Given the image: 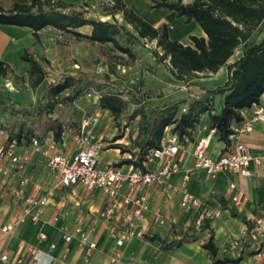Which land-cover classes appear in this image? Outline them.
I'll return each mask as SVG.
<instances>
[{
  "label": "crops",
  "instance_id": "crops-1",
  "mask_svg": "<svg viewBox=\"0 0 264 264\" xmlns=\"http://www.w3.org/2000/svg\"><path fill=\"white\" fill-rule=\"evenodd\" d=\"M28 1L0 0V10H7L15 3ZM60 1L67 6L66 9L80 8L90 2V0ZM122 1L155 27L170 25L185 45L194 44L191 35L207 38L204 30L194 20L180 16L177 11L167 6H154L156 0ZM182 2L188 4L193 0H182ZM28 29L32 30L27 26L0 24L1 60L6 62L5 55L9 51L10 44L9 33ZM77 30L90 34L92 26L86 24L78 27ZM263 38L264 21L257 32L239 46L244 48L249 42L247 47L242 49L241 54ZM232 57L216 73L226 66L228 76V64L238 58L232 60ZM260 104L264 105V94L260 98ZM74 110L75 116L79 115L80 110L77 105ZM252 111L253 106L242 110L243 120L249 118ZM85 116L90 118L98 116V122L93 124V127L97 137L105 142L100 154L101 165L115 164L131 157V152H122L118 147H111L110 141L105 139L108 136L114 138L116 135L115 122L112 113L100 106L91 110L88 115H83L82 118H75L78 125L72 123L67 127L60 119L65 125V131L63 141L57 143L65 155L72 157L76 153L78 149L76 133ZM210 131H213V136L208 150L214 157L235 142L230 140L227 144L222 140L218 130L211 127L209 115L204 114L193 130L192 138L181 141L178 158L183 164L194 167L195 159L192 156L194 145ZM166 132L171 133L172 126H169ZM238 139L246 143L253 154L263 157L261 163L250 164L252 175L245 176L232 169L211 175L203 169L194 168L186 183L183 173H177L168 185L153 184L140 188L137 194L147 195L149 209L139 221L135 235L127 238L123 244L118 243V237L124 235L129 228L132 204L119 207L112 219L105 218L102 211L107 196L102 189L89 190L82 184H63L59 175L49 169L48 158L42 152L33 150L31 142H17V153H29L30 159L22 170L7 161L6 171L0 172V264H213L208 250L202 246L209 240L212 231L215 234L219 257L235 256L239 250L228 248V241L231 237L244 238L247 230L244 220L234 213L243 214L253 222L259 217L264 218V121H257L251 131L240 133ZM12 140L9 133L2 135L0 145L8 144ZM53 140V133L49 132L42 143L47 144ZM115 143L131 146L123 138L116 141L112 139L111 144ZM144 165L146 169H150L159 166L160 162L148 160ZM132 166L136 167L134 164L120 165L125 171ZM183 187H187L191 193L199 197L204 206L212 211L220 210L221 214L202 218V208L184 209L181 206ZM125 190L126 187L119 196L120 200ZM234 195H239L240 203L233 201ZM29 196L47 197V203L43 206L44 221L35 223L30 215L25 213ZM157 214L165 218L164 224L156 222ZM22 216L24 220L19 222L12 232L7 233L3 230L4 225ZM76 224L92 227L91 239L97 242V249L92 256H87L85 248L80 245L78 239L65 241L61 229ZM41 232L47 237L42 238ZM152 235L160 236L166 240V243L151 241L148 237ZM53 244L55 247L52 246ZM3 255H7L8 258L4 259ZM115 257L120 260L113 263L112 259ZM18 258L22 259L21 263L16 261ZM227 264H264V245L261 253L251 255L246 250L240 262Z\"/></svg>",
  "mask_w": 264,
  "mask_h": 264
},
{
  "label": "trees",
  "instance_id": "trees-1",
  "mask_svg": "<svg viewBox=\"0 0 264 264\" xmlns=\"http://www.w3.org/2000/svg\"><path fill=\"white\" fill-rule=\"evenodd\" d=\"M154 6H167L194 20L207 35H191L193 45L184 44L176 30L170 25L159 27L147 22L144 18L128 8L122 0H113L110 13H121L124 23L118 20H98L87 17L83 10L66 11V5L60 0L53 4L52 0H29L25 3H15L10 9L0 10V24L27 26L38 37L39 31L47 26L71 32L77 38H87L92 41L112 42L124 52H131L129 47L120 44L118 35L129 32L127 24H131L138 35L149 40H156L161 50H156L161 61L169 59V67L176 78L187 85H194L189 76L199 73H216L235 54L236 49L248 41L264 21V0H193L185 4L182 0H156ZM48 7V9H46ZM90 24L92 32L82 33L78 27ZM22 58L29 63V76L32 86L40 88L43 105L37 111H26L14 102L0 96V104L9 107L14 113L24 116L37 117V126H31L27 121L18 119L7 129L11 138L18 143H30L33 137L41 142L49 132L57 142L63 141L64 123L53 115L57 104L56 96L65 90L70 92L62 96L64 103L76 108L74 101L83 96L89 89H96L99 83L107 90L101 91L99 105L108 109L115 125L123 128L125 120L141 116L138 135L131 146L115 143L122 152H131V157L123 159L116 165L134 164L146 169L144 162L148 161L150 150L159 147L167 127L172 126V132L179 135L180 141L192 138L200 118L208 114L211 127L216 128L220 138L230 143L233 132L232 123L243 120L242 110L260 103L264 94V38L249 46L232 63L228 64V76L225 82L214 88L206 87L199 95H187L171 102L152 105L134 89L123 87L114 79L87 71L77 73L62 72L53 82L46 79V70L32 55L25 52ZM9 73V65L0 59V78ZM132 96L138 101V106L130 111L125 98ZM218 99V103H216ZM184 104V107L181 105ZM16 126L18 129L15 130ZM122 133L114 136L113 141L122 138ZM246 223L250 242L243 243L239 253L232 257H219L215 234L212 231L207 242L202 246L208 250L213 264L238 263L249 254H257L264 245V236L257 237L253 233L254 222L238 212ZM151 241L162 244L166 240L158 235L148 237Z\"/></svg>",
  "mask_w": 264,
  "mask_h": 264
},
{
  "label": "rangeland",
  "instance_id": "rangeland-1",
  "mask_svg": "<svg viewBox=\"0 0 264 264\" xmlns=\"http://www.w3.org/2000/svg\"><path fill=\"white\" fill-rule=\"evenodd\" d=\"M113 2L107 0H90L85 6L71 10H83L85 15L98 20L124 23L120 13H110ZM48 9V7H46ZM129 32H122L117 37L124 47H129L131 52H124L112 42L92 41L87 38H77L73 33L47 26L39 31V36L33 35L32 30L18 33H9V51L6 53V63L9 73L0 78V96L14 102L26 111H37L43 105L40 97V88L32 86L29 76V63L22 58L27 52L34 56L46 70V79L50 82L57 80L62 72L77 73L87 71L91 74L114 79L123 87L134 89L152 105L171 102L187 95H199L206 87L221 85L227 77L226 66L219 73H199L189 76L194 85H187L183 80L175 77L169 67V59L161 61L156 50V40L142 38L131 24H127ZM27 29V28H25ZM8 36V34H7ZM243 47V46H242ZM242 47H239L232 60L240 56ZM107 90L106 86L99 83L96 89H89L74 103L80 110L76 114L72 105L63 102L62 96L70 92L65 90L55 97L57 104L53 115L66 123L78 125L75 118L88 115L91 110L98 108L101 91ZM128 109L133 111L138 106V101L132 96H125ZM218 103V99H216ZM184 107V104L181 105ZM78 115V116H77ZM23 119L31 126H37L38 119L33 116H22L14 113L9 107L0 104V126L9 129L15 121ZM109 119V114L108 118ZM144 118L137 116L125 120L123 128L114 124L115 134L122 133L123 139L133 145L139 131V123ZM78 127V126H77ZM18 129L16 126L15 130ZM111 141L113 137L105 138Z\"/></svg>",
  "mask_w": 264,
  "mask_h": 264
},
{
  "label": "built area",
  "instance_id": "built-area-1",
  "mask_svg": "<svg viewBox=\"0 0 264 264\" xmlns=\"http://www.w3.org/2000/svg\"><path fill=\"white\" fill-rule=\"evenodd\" d=\"M59 0H52L57 4ZM113 2V0H107ZM257 121H264V105L255 103L253 111L249 118L241 122H233V132L229 138L234 141L227 146L218 156L214 157L209 153V146L213 136V131L198 139L192 150V156L195 159L194 167L186 166L179 158L178 153L181 148V141L177 133L164 132L162 142L159 147L150 150L148 160H157L160 165L150 169L140 167H131L129 170H123L119 165L110 163L107 165L100 164L101 150L105 142L97 137L93 124L98 122V116L87 117L82 120L77 130L78 149L76 153L69 157L65 155L58 146L57 141L53 140L47 144L42 143L37 137L32 139V148L40 151L48 160L47 165L51 171L58 174L60 181L65 185L82 184L87 189H102L107 201L102 214L107 219H112L119 207L132 204L131 219L128 230L124 235L118 237V243L123 244L127 238L135 235L139 221L143 218L144 213L149 209V200L146 194H137L142 187L153 184L168 185L172 177L177 173H183L184 183L190 179L194 168L203 169L208 174L215 175L226 169L237 170L245 176L253 174L249 168L252 162L261 163L262 156L255 155L249 146L238 139L239 134L251 131ZM168 128V127H167ZM166 128V129H167ZM8 131L0 126V136L7 135ZM17 140L13 139L8 144L0 145V172L6 171L5 162L13 163L18 169H24L30 159L29 153H17ZM122 200L119 196L122 190ZM233 201L240 203L239 195H234ZM47 203V197L29 196L25 213L30 215L33 222L44 221L43 206ZM181 206L184 209L202 208L201 217L211 215H220L221 211H212L202 203L201 199L191 193L187 187H183ZM57 219V218H55ZM24 220V216L7 223L3 230L7 233L12 232L17 224ZM156 222L165 223V218L161 214L155 216ZM66 242H71L74 238L78 239L80 245L85 248L87 256H92L97 249V242L91 239L92 227L76 224L66 226L61 229ZM253 233L257 237L264 236V218L259 217L254 221ZM41 237L47 235L41 232ZM250 242L249 234L246 231L244 238L231 237L228 241V248L239 250L243 243ZM55 247V244L52 245ZM261 253V250L258 252ZM7 259V255H3ZM120 259L113 258L112 262L116 263ZM18 263L22 262L21 258L16 259ZM139 264V263H132Z\"/></svg>",
  "mask_w": 264,
  "mask_h": 264
},
{
  "label": "bare ground",
  "instance_id": "bare-ground-1",
  "mask_svg": "<svg viewBox=\"0 0 264 264\" xmlns=\"http://www.w3.org/2000/svg\"><path fill=\"white\" fill-rule=\"evenodd\" d=\"M248 43H249V42H248ZM248 43H246V46H244V48L247 47V44H248ZM244 48H243V49H244Z\"/></svg>",
  "mask_w": 264,
  "mask_h": 264
}]
</instances>
